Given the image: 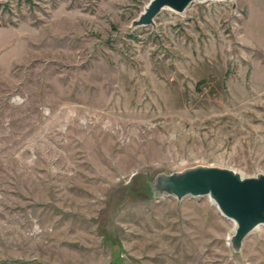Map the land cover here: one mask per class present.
<instances>
[{"label": "rangeland", "instance_id": "374dc122", "mask_svg": "<svg viewBox=\"0 0 264 264\" xmlns=\"http://www.w3.org/2000/svg\"><path fill=\"white\" fill-rule=\"evenodd\" d=\"M0 0V264H264V224L158 177L264 175V0Z\"/></svg>", "mask_w": 264, "mask_h": 264}, {"label": "water", "instance_id": "95a60500", "mask_svg": "<svg viewBox=\"0 0 264 264\" xmlns=\"http://www.w3.org/2000/svg\"><path fill=\"white\" fill-rule=\"evenodd\" d=\"M193 1L205 0H148L131 24L152 25L153 17L161 8L181 12ZM155 187L177 199L186 195H207L220 214L235 224L229 238L233 248H238L252 228L264 224L263 174L243 177L225 167L197 165L158 177Z\"/></svg>", "mask_w": 264, "mask_h": 264}]
</instances>
